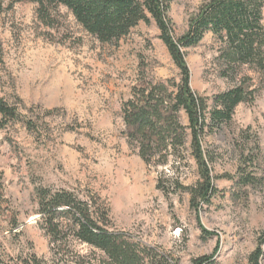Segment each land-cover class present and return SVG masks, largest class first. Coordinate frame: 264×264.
<instances>
[{
    "label": "rangeland",
    "instance_id": "1",
    "mask_svg": "<svg viewBox=\"0 0 264 264\" xmlns=\"http://www.w3.org/2000/svg\"><path fill=\"white\" fill-rule=\"evenodd\" d=\"M208 1L171 0L168 16L176 40ZM10 7V0L2 1L0 100L15 106L33 130L24 122L2 128L0 117L4 261L12 264L35 255L52 264L53 244L38 215L37 192L47 188L84 199L97 196L110 210L114 229L176 255L180 264H194L216 251L212 263L248 264L264 238V75L243 69V75L253 78L254 100L240 104L229 126L206 137L205 149L215 159L210 168L217 193L195 210L188 193L166 197L157 190L163 174L185 187L195 186L199 174L193 159L187 165L148 167L124 136L122 104L140 73L147 81L181 79L156 24L141 23L126 38L103 44L65 7L58 9L53 27L40 20L37 4ZM219 48L208 33L198 47L184 51L190 86L209 105L235 85L220 76ZM242 176L255 181L242 185ZM67 243L73 255L100 258L86 245Z\"/></svg>",
    "mask_w": 264,
    "mask_h": 264
},
{
    "label": "trees",
    "instance_id": "2",
    "mask_svg": "<svg viewBox=\"0 0 264 264\" xmlns=\"http://www.w3.org/2000/svg\"><path fill=\"white\" fill-rule=\"evenodd\" d=\"M26 1L37 4V15L48 27L54 26L58 9L65 7L85 32L103 44L126 38L141 23L156 24L181 79L147 81L140 73L130 99L122 104L124 136L148 167L187 165L189 158L193 159L199 174L195 186L185 187L179 179L163 174L157 190L166 197L188 193L195 210L201 204H209L217 189L210 168L215 159L205 149V139L229 126L237 107L255 98L256 90H251L253 78L243 75V69L249 67L264 75V0H209L190 21L186 34L177 40L168 16L171 0H10V8ZM208 33L220 46V76L235 84L214 96L211 105L193 92L184 52L198 47ZM0 117L2 128L24 122L33 130L18 109L2 99ZM254 181L252 176H242L240 184L249 186ZM37 194L39 225L53 244L52 264H180L176 255L143 245L114 229L110 210L97 196L84 199L72 191L47 188L39 189ZM1 200L5 199L0 192ZM69 239L100 253V258L93 261L90 255H73ZM263 242L264 238L249 256L248 264H262ZM215 254L201 257L194 264H215ZM0 264L9 263L0 256ZM12 264L49 263L29 255Z\"/></svg>",
    "mask_w": 264,
    "mask_h": 264
}]
</instances>
